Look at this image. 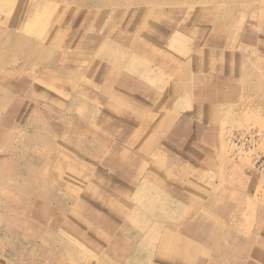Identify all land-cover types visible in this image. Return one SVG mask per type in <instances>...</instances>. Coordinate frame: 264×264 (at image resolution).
<instances>
[{"label": "rangeland", "instance_id": "374dc122", "mask_svg": "<svg viewBox=\"0 0 264 264\" xmlns=\"http://www.w3.org/2000/svg\"><path fill=\"white\" fill-rule=\"evenodd\" d=\"M0 48V264H162L152 214L174 245L220 230L204 264L256 260L264 224L233 228L264 219V0H0Z\"/></svg>", "mask_w": 264, "mask_h": 264}, {"label": "bare ground", "instance_id": "6f19581e", "mask_svg": "<svg viewBox=\"0 0 264 264\" xmlns=\"http://www.w3.org/2000/svg\"><path fill=\"white\" fill-rule=\"evenodd\" d=\"M164 7V6H163ZM24 13H25V11H24ZM25 30V29H24ZM76 34V36H77V32H75ZM17 34H18V32H17ZM2 36V35H1ZM10 42H11V40H10ZM9 44V43H8ZM13 44V43H12ZM15 44V43H14ZM2 45V44H1ZM11 46V45H10ZM9 47V46H8ZM5 48V47H4ZM1 49V48H0ZM8 49V48H7ZM7 49H5L3 52H5ZM2 51H0V52H2ZM11 50L9 49V52H10ZM71 51V50H70ZM69 51V52H70ZM8 52V51H7ZM53 52H55V51H53ZM10 54V53H9ZM116 54V53H115ZM123 55V54H122ZM0 56H2V58H3V55H0ZM114 56V55H113ZM124 56V55H123ZM123 56L121 57V58H123ZM132 56V55H131ZM129 57L128 59H127V62H126V66L125 67H127V66H129V67H127V69L128 70H132V68L135 66V65H133V57ZM151 56H153V55H151ZM6 57V56H5ZM146 57V56H145ZM16 58V57H15ZM22 58V57H21ZM116 58V57H115ZM114 58V59H115ZM148 58V57H147ZM11 59V58H10ZM30 59V58H29ZM112 59V58H111ZM16 60V59H15ZM12 61V60H11ZM48 61V60H47ZM46 61V62H47ZM52 61V60H51ZM81 61V60H80ZM79 61V62H80ZM146 61V60H145ZM45 62V63H46ZM55 62V61H54ZM34 63V62H33ZM32 63V64H33ZM78 63V62H77ZM118 63V62H117ZM128 63H129V65H128ZM31 64V65H32ZM30 65V66H31ZM34 65V64H33ZM117 65V64H116ZM41 66V65H40ZM54 66H56V64H54ZM138 66V65H137ZM38 67V66H37ZM119 67V66H118ZM141 67V66H140ZM116 68V67H115ZM145 68V67H144ZM27 69V68H26ZM32 69V68H31ZM30 69V70H31ZM47 69V68H46ZM49 69V68H48ZM59 69V68H58ZM57 69V70H58ZM110 69V68H109ZM138 69V68H137ZM150 69V68H149ZM52 70H53V68H52ZM95 70V69H94ZM139 70V69H138ZM157 70V69H156ZM10 71V70H9ZM81 71V70H80ZM79 71V72H80ZM150 71V70H149ZM178 71V70H177ZM31 72H32V70H31ZM58 72V71H57ZM76 72V71H75ZM1 73V72H0ZM11 73V72H10ZM9 73V74H10ZM20 73V72H19ZM26 73V72H25ZM36 73V72H35ZM41 73V72H40ZM72 73V72H71ZM15 74V73H14ZM20 74H22V73H20ZM73 74V73H72ZM38 75V74H37ZM75 75V74H74ZM159 75V74H158ZM1 76V75H0ZM11 76V75H10ZM12 76H14V75H12ZM73 76V75H72ZM159 76H161V75H159ZM26 77H27V75H26ZM34 77V76H33ZM109 78V77H108ZM116 78H117V75H116V77L110 82L111 84H114L115 83V81H116ZM37 80H39V79H37ZM36 80V81H37ZM130 80L131 81H133V78H132V76H131V78H130ZM12 82H14V81H12ZM40 82V81H39ZM42 82V81H41ZM18 84V83H17ZM43 84V83H42ZM72 84V83H71ZM32 85V84H31ZM67 85V84H66ZM87 85V84H86ZM90 85V84H89ZM95 85V84H94ZM14 86H15V84H14ZM68 86V85H67ZM74 86V85H73ZM81 86L83 87V85L81 84ZM97 86V85H96ZM33 87V86H32ZM38 87V86H37ZM81 87V88H82ZM88 87V86H87ZM1 88V87H0ZM41 88V87H40ZM79 88V87H78ZM89 88V87H88ZM91 88V87H90ZM70 89V88H69ZM68 89V90H69ZM5 90V89H4ZM14 90H16V89H14ZM81 90V89H80ZM19 91V90H18ZM35 91V90H34ZM4 92V91H3ZM20 92H21V90H20ZM39 92V91H38ZM45 92V91H44ZM12 93V92H11ZM11 93H10V95H11ZM28 93V92H27ZM87 93V92H86ZM93 93V92H92ZM115 93V91L114 92H112V93H110L111 94V96H113V97H115V96H118V95H116V94H114ZM8 94V93H7ZM62 94V93H61ZM77 94H79V93H77ZM82 94V93H81ZM65 95V94H64ZM70 95V94H69ZM85 95H87V94H85ZM63 96V95H62ZM77 96V95H76ZM79 96V95H78ZM81 96V95H80ZM64 98H66V96H63ZM106 97V96H105ZM79 98V97H78ZM112 98V97H111ZM145 98H146V93L145 92H138L137 90L136 91H133V93L131 94V97H129V99H130V102H131V104H137V103H139V102H141V104H144L145 102H144V100H145ZM167 98H168V96H167ZM57 100V99H56ZM59 100V99H58ZM77 100V99H76ZM133 100H135L134 102H133ZM168 100V99H167ZM112 101V100H111ZM110 101V102H111ZM16 103V101H13V103ZM24 102V101H23ZM40 102H41V100H40ZM67 102V101H66ZM168 102V101H167ZM170 102V101H169ZM14 103V104H15ZM56 103V102H55ZM54 103V104H55ZM64 103V102H63ZM75 103V102H74ZM77 103V102H76ZM79 103V102H78ZM28 104V103H27ZM26 104V105H27ZM58 104V103H57ZM118 104H119V102H118ZM168 104V103H167ZM11 105H13V104H11ZM61 105V104H60ZM100 105V104H99ZM7 106V105H6ZM29 106V105H28ZM107 106V104L105 105V107ZM161 106V105H160ZM15 106H13V108H14ZM112 107V106H111ZM12 108V109H13ZM20 108V107H19ZM59 108V107H58ZM69 108V107H68ZM97 108V107H96ZM160 108V107H159ZM162 108V107H161ZM8 109H10V108H8ZM14 109H16V108H14ZM18 109V108H17ZM11 110V109H10ZM22 111H23V109H21ZM71 110V109H70ZM99 110V109H98ZM7 111V110H6ZM25 111V110H24ZM95 111V110H94ZM9 112V113H8ZM8 112H6V114H10L11 115V113H10V111H8ZM11 112H12V110H11ZM18 112V111H17ZM37 112V111H36ZM109 112V111H108ZM67 113V112H66ZM71 113V112H70ZM138 113L139 114H141V115H143L144 116V108L143 109H141V111H138ZM148 113V112H147ZM146 113V114H147ZM34 113H32V115H33ZM73 114V113H72ZM13 115V114H12ZM15 115H18L17 113L15 114ZM36 115H37V113H36ZM94 115V114H93ZM5 116V115H4ZM22 116V115H21ZM25 116V115H24ZM99 116V115H98ZM138 116V115H137ZM10 116L8 115V118H9ZM13 117V116H12ZM16 117V116H15ZM32 117V116H31ZM147 117H149V116H147ZM7 118V117H6ZM20 118V117H19ZM27 118V117H26ZM39 118H41V117H39ZM38 118V119H39ZM105 118V117H104ZM132 118H133V115H132ZM131 118V119H132ZM15 119V118H14ZM77 119V118H76ZM75 119V120H76ZM100 119V118H99ZM103 119V118H102ZM1 120V119H0ZM3 120V119H2ZM25 120V119H24ZM105 120V119H104ZM23 121V120H22ZM29 121V120H28ZM53 121V120H52ZM152 121V120H151ZM16 122V121H15ZM14 122V123H15ZM75 122V121H74ZM20 123H22V122H20ZM24 123V122H23ZM28 124V123H27ZM57 124V123H56ZM55 124V125H56ZM125 124V123H124ZM10 125V124H9ZM15 125H17V124H15ZM15 125L14 126H12L13 128L15 127ZM53 125V124H52ZM64 125H66V124H64ZM24 126V125H23ZM37 126V125H36ZM42 126H44V125H42ZM82 126V125H81ZM135 126V125H134ZM17 127V126H16ZM75 127V126H74ZM131 127H133V126H131ZM128 128L127 129V131L125 132V133H127L128 131H130V132H133V131H135L136 133L138 132V131H140V132H138V133H143L144 132V128H140L139 127V129L138 128ZM8 128H9V126H8ZM10 128H11V126H10ZM12 128V130H14ZM23 129H24V127H23ZM54 129V128H53ZM64 129V128H63ZM83 129V128H82ZM86 129V128H85ZM94 129V128H93ZM130 129V130H129ZM58 130H59V128H58ZM9 131V130H8ZM35 131V130H34ZM37 131V130H36ZM65 131V130H64ZM80 126H79V124L75 127V132H77V134H76V136L78 135H80ZM38 132V131H37ZM60 132V131H59ZM98 132H99V130H98ZM10 133V132H9ZM13 133V132H12ZM39 133V132H38ZM56 133H57V131H56ZM82 133V132H81ZM97 133V132H96ZM101 133V132H100ZM124 133V134H125ZM137 133V134H138ZM4 134V133H3ZM6 134H7V132H6ZM15 135V134H14ZM38 135V134H37ZM48 136V138L49 137H51V132L50 131H48V129H46L45 128V130H44V132L41 134V136ZM74 135V134H73ZM83 135V134H82ZM92 135V134H91ZM95 135V134H94ZM105 135H107V134H105ZM129 135V134H128ZM6 136V135H5ZM9 136V135H8ZM12 136V135H11ZM32 136V135H31ZM72 136V135H71ZM138 136V135H137ZM154 136H155V134H154ZM3 137H4V135H3ZM25 137V136H24ZM87 137V136H86ZM85 137V138H86ZM139 137V136H138ZM246 137V136H245ZM11 138V137H10ZM14 138V137H13ZM23 138V137H22ZM28 138H30V135H29V137ZM78 138H80V136L78 137ZM109 138V137H108ZM117 138V137H116ZM132 138V137H131ZM140 138V137H139ZM221 138H222V136H221ZM220 138V139H221ZM12 139V138H11ZM16 139H17V137H16ZM15 139V140H16ZM67 139V138H66ZM84 139V138H83ZM97 139H98V137H97ZM246 139V138H245ZM25 140V139H24ZM28 140V139H27ZM32 140V139H31ZM78 140V143H79V139H77ZM95 140V139H94ZM18 141V140H17ZM22 141V140H21ZM21 141H20V145H22L21 144ZM99 141H100V139H99ZM224 141V140H223ZM33 142V141H32ZM129 142V141H128ZM134 141L132 140L131 142H130V144H127V143H120L119 142V140H117V139H113L111 142H110V144H109V146H110V150H109V156H110V160L113 162V164H115V163H118L120 166H121V168H123V169H125V170H127V171H129L130 169H132V167L134 166V163H135V161L134 160H131V159H129L128 158V155H131L132 154V156L134 157V154H133V152H134V149H130V147L133 145L132 143H133ZM151 142V141H150ZM57 143V142H56ZM61 143V142H60ZM68 143V142H67ZM96 143V142H95ZM223 143V142H222ZM221 143V144H222ZM24 144V143H23ZM29 144V143H28ZM77 144V143H76ZM82 144V143H81ZM224 144V143H223ZM231 143H229V145H230ZM19 145V144H18ZM79 145V144H78ZM106 145H108V144H106ZM149 145H150V143H149ZM148 145V146H149ZM82 146H84V145H82ZM86 146H87V144H86ZM93 146H95V145H93ZM101 146V145H100ZM24 147H26V146H24ZM37 147V146H36ZM66 147H67V145H66ZM80 147V146H79ZM3 148V147H2ZM11 148V147H10ZM41 148V147H40ZM96 148V147H95ZM118 148H119V151H120V153H122L121 154V156L119 157V159H118V157L116 156L117 155V153L116 152H118ZM131 148H133V147H131ZM135 148V147H134ZM37 149V148H36ZM35 149V151L36 152H38L37 150ZM84 150H85V148H83ZM94 149V148H93ZM101 149V148H100ZM99 149V150H100ZM145 150L147 149V148H144ZM2 150V149H1ZM43 150V149H42ZM57 150V149H56ZM92 150V149H91ZM138 150V149H137ZM143 150V149H142ZM75 151V150H74ZM86 151H87V149H86ZM94 151V150H93ZM96 151V150H95ZM51 152V151H50ZM49 152V153H50ZM76 152V151H75ZM99 152V151H98ZM141 152V151H140ZM63 153V152H62ZM74 153V152H73ZM96 153V152H95ZM141 153H143V152H141ZM104 154V153H103ZM68 155V154H67ZM97 155H98V153H97ZM146 155V154H145ZM74 156V155H73ZM101 156V155H100ZM148 156V155H147ZM1 157V156H0ZM49 157V160L48 161H46V163L48 162V174H49V178H54L56 175H61V177L64 175H62L61 174V172L59 171L60 169L59 168H61L62 167V165H63V163L66 161L65 160V157L63 156V154H59V155H57V154H51L50 153V155L48 156ZM30 158V157H29ZM28 158V159H29ZM135 158V157H134ZM6 159V158H5ZM4 159V160H5ZM41 159V158H40ZM71 159H73V158H71ZM75 159V158H74ZM10 160V159H9ZM69 160V159H68ZM119 161V162H118ZM137 161V160H136ZM2 162V161H1ZM4 162V161H3ZM73 162V161H72ZM146 164V163H145ZM138 165V164H137ZM4 167V166H3ZM13 167V166H12ZM42 167L44 168L45 166H43L42 165ZM65 167V166H64ZM136 167V166H135ZM144 167V166H143ZM3 170V169H2ZM19 170V169H18ZM141 170H142V168H141ZM136 171V170H135ZM26 172V171H25ZM30 173H32V172H30ZM37 173H39V171L37 172ZM45 173V172H44ZM43 173V174H44ZM78 173V172H77ZM100 173V172H99ZM16 174V173H15ZM23 174V173H22ZM34 174V173H33ZM42 174V173H41ZM45 174H47V173H45ZM74 174V173H73ZM134 174V173H133ZM20 175V174H19ZM26 175V174H25ZM37 175V174H36ZM140 175V174H139ZM28 176V175H27ZM77 176V175H76ZM78 177V176H77ZM137 177V176H136ZM138 178V177H137ZM176 178V177H175ZM43 179H44V177H43ZM43 179H42V181H43ZM76 179H78V178H76ZM173 179V178H172ZM175 180V179H174ZM63 181V180H62ZM47 183H49V182H47ZM69 183V182H68ZM171 183V182H170ZM70 184V183H69ZM172 184V183H171ZM171 184H170V186H171ZM76 185V184H75ZM136 185V184H135ZM134 185V186H135ZM68 186V185H67ZM74 186V185H73ZM72 187V186H71ZM171 188V187H170ZM68 189H69V187H68ZM79 189H80V187H79ZM184 189V188H183ZM208 189H209V187H208ZM75 190H76V188H75ZM185 190V189H184ZM206 190H207V188H206ZM46 191H48V190H46ZM45 191V192H46ZM67 191V190H66ZM66 191H65V194H67L66 193ZM195 191H197V190H195ZM201 191V190H200ZM208 191V190H207ZM78 192V191H77ZM114 192V191H113ZM210 193V192H209ZM18 194H19V192H18ZM77 194V193H76ZM56 196V195H55ZM60 196V195H59ZM67 196V195H66ZM104 196V195H103ZM206 196V195H205ZM52 197V196H51ZM70 197V196H69ZM170 197V196H169ZM172 197V196H171ZM196 197V196H195ZM175 200V199H174ZM199 200H200V198H199ZM168 201V200H167ZM180 201V200H179ZM182 201V200H181ZM201 201V200H200ZM64 202V201H63ZM177 202V201H176ZM111 203V202H110ZM200 204V203H199ZM177 205V204H176ZM221 205V204H220ZM200 206H202L201 204H200ZM137 207V206H136ZM149 207H151V206H149ZM178 207H180V206H178ZM132 208V207H131ZM148 209V208H147ZM165 209H166V207H165ZM176 209V208H175ZM214 209V208H213ZM222 209V208H221ZM133 210V209H132ZM163 210V209H162ZM141 211V212H140ZM165 211V210H164ZM167 211H168V209H167ZM185 212L187 211L186 209L184 210ZM134 214H137V215H139V218H141V216L143 215L142 214V210H141V208H136V209H134ZM166 212V211H165ZM217 212V211H216ZM218 212H219V210H218ZM10 213V212H9ZM140 213L142 214V215H140ZM177 213H179V211L177 212ZM8 214V213H7ZM146 214V213H145ZM173 214V213H172ZM172 214H170V215H172ZM187 214H188V212H187ZM153 215V214H152ZM152 215H150V216H147V217H144V219H141L142 221H143V226H146V229L148 230V228H149V231H151V233H148V234H150L149 236H150V238L151 239H155V238H157L158 240L157 241H161V244H159V250H160V253L158 254L159 256L161 255V253H162V255H166V257L160 262V263H162V264H179V262L181 263V264H204V263H206L207 262V260H208V255L205 253V251H204V249L203 248H207V247H211V248H214L215 246H217V245H219V242H220V236H219V234L221 233L220 232V230H218V229H214V230H208V229H204V228H198V230L196 229V231H197V233L199 234H197V235H194V236H192V238H194L193 240L195 241V243L193 244H189V243H187L186 241H182L181 243H178V244H171V238H172V236H173V233H171L167 228L165 229V228H163L162 226H160L159 227V225L160 224H158V226L154 223H152ZM155 215V214H154ZM156 215H158V214H156ZM176 215V214H175ZM193 216V215H192ZM240 216V215H239ZM12 217V216H11ZM15 217V216H14ZM173 217V216H172ZM173 218H175V217H173ZM177 218V217H176ZM196 219H197V217H196ZM10 220V219H9ZM12 220V219H11ZM17 220V219H16ZM237 220H238V222H239V224H236V223H234L235 224V226H237V228H233V230H237L236 232L238 233V234H241L243 237H248V236H245V234L248 232V230L247 229H244L243 231L242 230H240L238 227H240V226H238V225H246V224H249V226L250 227H255V226H258V225H261V224H264V219H261V218H257L256 216H253V218L252 219H245L243 216H241V217H239V218H237L236 219V221L235 222H237ZM15 221V220H14ZM175 221V220H174ZM179 222V221H178ZM171 223V222H170ZM150 224H152V226L150 225ZM14 225V224H13ZM155 225L157 226L156 228H153V227H155ZM192 226V225H191ZM234 226V225H233ZM234 226V227H235ZM76 227V226H75ZM118 227H120V226H118ZM194 227V226H193ZM245 227V226H244ZM197 228V227H196ZM246 228V227H245ZM152 229H154V230H152ZM160 229V230H159ZM187 229V228H186ZM185 229V230H186ZM122 230V229H121ZM171 230H172V228H171ZM126 231V230H125ZM163 233L161 236H160V234H161V232ZM175 231V230H174ZM191 231V230H190ZM189 231V232H190ZM74 232V231H73ZM137 232V231H136ZM177 232V231H176ZM192 232V231H191ZM191 232H190V234H191ZM209 232V233H208ZM220 232V233H219ZM259 231H257V233H258ZM76 233V232H75ZM128 233V232H127ZM187 233V232H186ZM196 233V232H195ZM208 233V234H207ZM142 234V233H141ZM140 234V235H141ZM158 234H159V236H158ZM144 235V234H143ZM135 236V235H134ZM148 236V237H149ZM185 236H187V235H185ZM137 237H139V236H137ZM141 237V236H140ZM142 238H144V237H142ZM190 238V237H189ZM140 239V238H139ZM147 239V238H146ZM233 239H236V238H233ZM232 239V240H233ZM152 240V241H153ZM156 240V239H155ZM239 240V239H238ZM257 240H259V242L258 241H256V243L253 245V246H257L255 249H253V246L251 247L252 248V251L253 252H255L256 253V255H255V258H256V260H254V262H251L250 261V263L249 264H264V255H262V252H263V250H264V233L261 235V236H258L257 237ZM193 241V242H194ZM234 241V240H233ZM232 241V242H233ZM245 241H249V240H245ZM244 241V242H245ZM128 242V241H127ZM249 242H251V243H253V239H251V241H249ZM234 243V242H233ZM230 244H231V242H230ZM240 244H242V243H240ZM244 244V243H243ZM117 245V244H116ZM153 245V244H152ZM155 245V244H154ZM209 245V246H208ZM225 245V242L224 243H222V246H224ZM16 246V245H15ZM20 246V245H19ZM130 246V245H129ZM147 246H149V244L147 245ZM158 246V245H157ZM226 246H227V243H226ZM21 247V246H20ZM145 247V246H144ZM242 247H244V246H242ZM127 248H128V246H127ZM124 250V249H123ZM158 250V251H159ZM85 251V250H84ZM126 251V250H125ZM187 251V253H186V255L182 258L181 256H180V254L181 253H183V252H186ZM86 252V251H85ZM84 252V253H85ZM157 252V251H156ZM127 253V252H126ZM130 253V252H129ZM12 254H14V253H12ZM72 256V255H71ZM153 257V256H152ZM220 258H222L223 259V257H221L220 256ZM58 259V258H57ZM77 259V258H76ZM153 259V258H152ZM75 260V259H74ZM221 260V259H220ZM80 261V260H79ZM87 261V260H86ZM152 261V260H151ZM150 261V262H151ZM237 261V260H236ZM239 262V261H238ZM237 262V263H238ZM245 262V261H244ZM89 263H90V261H89ZM87 264V263H86ZM94 264V263H93ZM235 264H236V262H235ZM244 264V263H243Z\"/></svg>", "mask_w": 264, "mask_h": 264}]
</instances>
